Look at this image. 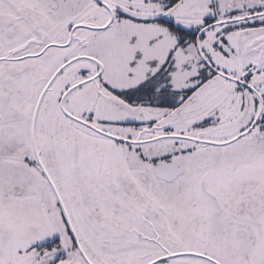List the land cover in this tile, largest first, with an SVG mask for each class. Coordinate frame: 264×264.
I'll return each mask as SVG.
<instances>
[{"label":"snow or ice","instance_id":"6c2138e0","mask_svg":"<svg viewBox=\"0 0 264 264\" xmlns=\"http://www.w3.org/2000/svg\"><path fill=\"white\" fill-rule=\"evenodd\" d=\"M0 264H264V0H0Z\"/></svg>","mask_w":264,"mask_h":264}]
</instances>
